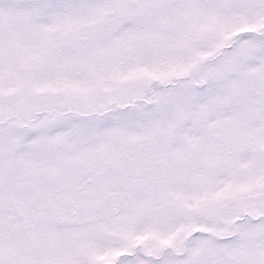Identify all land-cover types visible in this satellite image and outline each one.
Listing matches in <instances>:
<instances>
[{
  "label": "snow or ice",
  "instance_id": "6c2138e0",
  "mask_svg": "<svg viewBox=\"0 0 264 264\" xmlns=\"http://www.w3.org/2000/svg\"><path fill=\"white\" fill-rule=\"evenodd\" d=\"M0 264H264V0H0Z\"/></svg>",
  "mask_w": 264,
  "mask_h": 264
}]
</instances>
